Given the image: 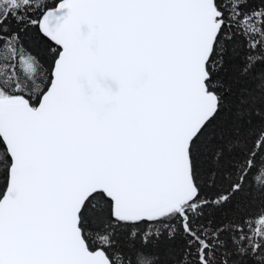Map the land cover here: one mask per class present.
Wrapping results in <instances>:
<instances>
[{"label":"snow or ice","instance_id":"1","mask_svg":"<svg viewBox=\"0 0 264 264\" xmlns=\"http://www.w3.org/2000/svg\"><path fill=\"white\" fill-rule=\"evenodd\" d=\"M0 264H264V0H0Z\"/></svg>","mask_w":264,"mask_h":264}]
</instances>
